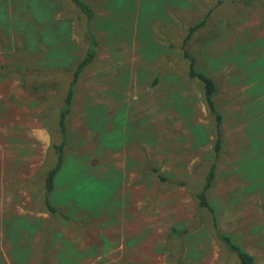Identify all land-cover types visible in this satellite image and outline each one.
Wrapping results in <instances>:
<instances>
[{"label": "rangeland", "instance_id": "obj_1", "mask_svg": "<svg viewBox=\"0 0 264 264\" xmlns=\"http://www.w3.org/2000/svg\"><path fill=\"white\" fill-rule=\"evenodd\" d=\"M57 1L53 17L76 56L84 55L88 32L98 41L76 84L65 133L58 124L65 73L43 74L40 53L20 51L14 43L21 36L12 28L6 36L0 25V125L8 127L0 146L10 152L0 156V264H16L14 247L23 254L27 246L34 248L30 264H38L41 236L57 228L82 253L66 254L74 264H239L195 198L212 163L207 197L219 231L264 264V0H184L166 13L165 0H130L124 9L120 0H90L97 14L90 25L71 0ZM207 13L185 48L216 86L223 136L216 157L214 115L188 75L182 47L188 27ZM69 56L52 63L64 70ZM49 79L56 82L50 89ZM63 139L65 172L77 170L71 189L80 195L63 211L81 219L64 224L44 205L39 180L53 163L52 144ZM76 157H84L87 171ZM11 215L40 222L32 245L23 229L12 243L5 231ZM60 245H42L43 264L60 262Z\"/></svg>", "mask_w": 264, "mask_h": 264}, {"label": "trees", "instance_id": "obj_2", "mask_svg": "<svg viewBox=\"0 0 264 264\" xmlns=\"http://www.w3.org/2000/svg\"><path fill=\"white\" fill-rule=\"evenodd\" d=\"M129 1L130 0H120L121 9L128 7L127 4ZM148 1L160 3L161 0ZM165 1L166 4L163 3L164 5H166V8L164 9L165 12L163 10L164 13H166L167 7L184 5V0ZM71 2L75 5L80 15L84 16L85 23L90 25L91 22L96 20V9L95 7H93L94 5H92V2L90 0H71ZM9 3L10 10L8 12L7 6L9 5ZM114 3L118 4V0H114ZM33 5H35L34 8ZM58 5L59 2L57 0H0V25L4 28L3 33H5L6 36L10 35L9 32L11 28L15 31L16 36H21V39L19 40L20 44L17 45L14 43V46L21 47V49H19L20 51L26 49V52H29L30 54L31 52L34 53V49H36V51L40 53L41 56L37 61V65L39 66L41 71L43 68V74L45 71L50 72L51 70H57L58 72L60 71L63 74L65 73V79L63 80V82H61V84L65 85V90L63 91L64 94L60 95L59 97V103H62L60 105L58 115L59 127L61 131L65 133L67 117L71 112L76 84L85 69L94 62V59L97 55L96 48L98 46V41L96 40L95 35L92 32H88L89 35L87 38V45L86 47H84V55H80V57H78V55L76 56V54L74 53L75 46L70 42L71 39L69 42H67L65 29L61 24L58 23L57 19H54L53 17L57 11V7L59 8ZM26 8L31 11V16H33V19L25 11ZM118 9L119 7L117 5L116 10ZM152 12L153 11H151L150 13ZM25 13H27V15H25ZM207 16L208 13L205 16V19H202L188 27L182 41V47L184 48L183 57L188 60V75L190 78L197 80L201 84L203 89L202 97L207 111L210 114L214 115L216 136H214L213 152L216 157L221 149L223 137L221 135L222 133L220 128L222 115L216 110L214 101L216 86L213 79L209 75L197 69L194 59L189 56L188 50L185 48L192 33L204 25ZM67 20V22L70 23L69 19ZM22 23H24L25 26H23ZM64 53H67L68 55L70 54L71 60L66 68L63 67V70L52 62H54L53 60L54 58H56V56H60ZM42 58L43 60L45 59L44 62L40 61V59ZM49 65H53L54 67H50ZM17 66L19 68H22V62H18ZM26 69L28 70L30 68L27 66ZM47 81L48 82L45 83V87L49 89L52 88L56 83L50 79ZM154 82H158V80H155ZM25 85V82L21 81V86L25 88ZM195 138L198 143H201L206 139V136H195ZM66 143L67 141L63 139L59 143L52 144L53 150L51 152L53 153V158L51 157L50 159L53 163L52 165H47L46 167H44L39 177V180L41 181L40 192L42 194L43 203L44 205H46V208L49 210L52 217H57V221L61 219L62 224H64V219L65 221L67 220L74 222L81 220L76 219V217L73 216L74 212L68 211V209L67 212L63 211V208H65L66 206L73 205V203L76 201V198L80 201V195L77 192V189H71V181L74 182L79 180L78 174L72 172L77 170L73 169L71 171L65 172V170L67 169L64 168ZM83 158L84 157H76L78 162V164L76 165L81 167L80 171H87L88 166L87 164H84ZM214 166L215 164L212 163L205 175L201 189L195 193L197 204L198 206L206 208L210 211L216 233L220 235L222 240H225L223 241L224 244L234 253L236 258L238 259L239 264H254V257L250 253L246 252L238 244L232 242L229 236L222 234L218 229L215 209L209 202L207 197V193L212 187L214 181ZM61 175H63V177ZM95 179L98 180L96 177ZM55 195L56 200H51V198L53 199ZM97 214L98 212L95 211L94 215ZM5 222V231L6 234L11 237L10 240L12 241V243H15L18 238L23 236L21 231V229H23L25 230V233H27V241L32 245L34 243L37 231L41 228V224L39 221L34 220L30 222L26 215H11L7 220H5ZM16 222L18 223L16 224ZM40 240L44 248L46 245L53 246V243L55 241H59L61 243L60 248H58V250L56 251V254L59 257L60 261L58 264H74L73 259L66 256L68 252L75 253L78 256H81L82 254L80 251L72 248L70 241L64 238L63 232L58 228L51 232L50 230H48L47 233L41 236ZM42 245L39 246L36 251L35 262L37 261L38 264H43V262L46 261L45 258H47L45 256V251ZM16 248L18 247H14V251L12 253L14 261H16L15 263L30 264L29 259H31L34 254V248L29 246H27L26 248L22 247L23 254H20L21 252L19 251L21 247L17 250Z\"/></svg>", "mask_w": 264, "mask_h": 264}, {"label": "crops", "instance_id": "obj_3", "mask_svg": "<svg viewBox=\"0 0 264 264\" xmlns=\"http://www.w3.org/2000/svg\"><path fill=\"white\" fill-rule=\"evenodd\" d=\"M4 128H8L7 126L6 127H3V125H0V135L1 136H8L6 133H5V131H4ZM2 149V150H1ZM0 156L2 155V156H4V155H6V156H9V154H10V152L9 151H4V147L2 146H0ZM20 157V156H19Z\"/></svg>", "mask_w": 264, "mask_h": 264}, {"label": "bare ground", "instance_id": "obj_4", "mask_svg": "<svg viewBox=\"0 0 264 264\" xmlns=\"http://www.w3.org/2000/svg\"><path fill=\"white\" fill-rule=\"evenodd\" d=\"M207 11V10H206Z\"/></svg>", "mask_w": 264, "mask_h": 264}]
</instances>
